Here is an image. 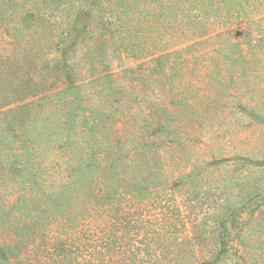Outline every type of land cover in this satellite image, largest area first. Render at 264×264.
<instances>
[{
	"label": "trees",
	"instance_id": "obj_1",
	"mask_svg": "<svg viewBox=\"0 0 264 264\" xmlns=\"http://www.w3.org/2000/svg\"><path fill=\"white\" fill-rule=\"evenodd\" d=\"M261 7L0 0L9 50L0 54V264H264V156L225 154L224 136L203 139L207 112L180 88L182 71L200 59L195 49L210 41L208 23L237 21L228 43L251 62L239 38L264 46L252 20ZM146 10L155 28L194 29L176 47L158 28L152 66L142 62ZM255 22L264 30V16ZM117 54L136 64L106 62ZM173 72L179 79L154 95L153 74ZM239 104L264 125V111Z\"/></svg>",
	"mask_w": 264,
	"mask_h": 264
},
{
	"label": "rangeland",
	"instance_id": "obj_2",
	"mask_svg": "<svg viewBox=\"0 0 264 264\" xmlns=\"http://www.w3.org/2000/svg\"><path fill=\"white\" fill-rule=\"evenodd\" d=\"M263 16L264 7L255 8L252 16L255 41L260 35H264V30H261L255 22ZM148 17L149 12L146 10L139 20L141 23L139 26L144 28L140 39L145 38L146 43V48L143 47L142 62H145L147 66H152L150 53L153 46L155 48L159 44L156 41L153 42L155 35H158L156 33L158 28L166 31L165 34L172 35L168 39L170 45L166 43L168 46H173L175 43L176 47H183L191 42L190 36L193 37L191 30L194 32V29H187L181 23L158 25L155 28V24L147 21ZM154 21L157 22L158 19ZM216 25V22H211L203 26L202 31L211 38L210 41L200 44L201 48L195 49L194 52L200 56V59L188 66L187 71H182L181 92L191 96L192 100H196V106L207 112V116L204 117L203 139L217 142L224 136V142L220 139L222 142L220 151L225 154L238 151L264 156V125H260L261 120L251 119L246 114H242V111L238 112L237 108L240 106L239 102L242 101L247 108H251L249 107L251 105L258 111H264V59L257 60L255 59L256 54L251 55L253 50H258V54L264 53V46L256 45L255 49H249L245 38H239L240 42H243L244 50L248 53V58L251 59V62H244L243 58L237 56V44L228 43L237 41L235 36L240 24L236 21L229 29ZM247 28L251 29L250 26ZM198 30H200L199 27ZM254 40L250 42V45L256 44ZM5 51H9L8 45H4L2 33H0V54ZM106 62L116 67L123 64H136L132 58L126 57V54L109 57ZM173 73L174 76H162L160 79H158V73L153 74V86L156 90L159 89L153 92L154 95L160 92L163 85H171V79H179V73ZM246 87L248 90L243 92ZM209 132H213L215 136ZM213 197L214 195L210 194V200L205 201L207 205H210L207 207H213ZM227 264H233V261L229 260Z\"/></svg>",
	"mask_w": 264,
	"mask_h": 264
}]
</instances>
